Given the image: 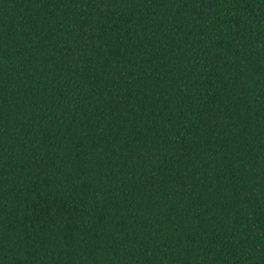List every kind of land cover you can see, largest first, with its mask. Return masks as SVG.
I'll return each mask as SVG.
<instances>
[{
    "label": "trees",
    "instance_id": "trees-1",
    "mask_svg": "<svg viewBox=\"0 0 264 264\" xmlns=\"http://www.w3.org/2000/svg\"><path fill=\"white\" fill-rule=\"evenodd\" d=\"M0 264H264V0H0Z\"/></svg>",
    "mask_w": 264,
    "mask_h": 264
}]
</instances>
